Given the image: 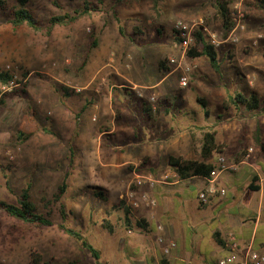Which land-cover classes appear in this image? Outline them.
Segmentation results:
<instances>
[{"label": "rangeland", "instance_id": "obj_1", "mask_svg": "<svg viewBox=\"0 0 264 264\" xmlns=\"http://www.w3.org/2000/svg\"><path fill=\"white\" fill-rule=\"evenodd\" d=\"M4 1L11 7L16 3ZM226 1L229 12L239 2ZM244 1L242 25L233 32L237 41L228 40L215 48L220 73L205 57L187 56L194 42L183 52L175 35L177 22H201L217 40L227 39L230 34L222 37L214 19V0H160L156 7L151 0H27L42 28L50 17L71 13L84 2L96 9L71 26L55 27L50 35L25 26L14 28L0 12V70L4 72L8 65L21 81L19 93L14 90L0 96V100L4 98L0 109L7 98L23 95L25 89L39 101L37 105L22 100L18 106L30 112L15 122L13 113L8 123L10 138L0 137V201L15 204L22 189L28 187L38 212L52 222L51 227L38 228L0 212V264H94L87 250L59 230L60 224L80 232L98 250L103 264H171L165 256L176 247L168 253L163 248L171 241L175 244L170 231L179 226L160 218L153 192L162 183L152 189L136 186L134 175L158 179L172 169L166 153L169 150L175 156V146L167 140L165 145L170 148L157 152L156 143L145 138L155 140L163 131L168 136L170 129L184 131L201 124H212L222 133L223 126L245 127L264 117L246 115L225 104L227 94L235 92L254 91L264 99V13L245 8ZM204 39L208 43L206 35ZM94 40L96 46L92 47ZM169 59L180 60L189 69L186 86H180L183 72L169 65ZM159 62H164V68ZM99 69L96 79L108 74L110 85L114 82L110 77L117 78L123 93L113 90L112 106L99 101V112H92L89 107L96 100L88 92L96 79L91 85L86 83ZM163 77L160 90L145 88ZM67 92L85 99L86 108L80 112L76 108L69 117L57 119L54 101L59 96V103L64 104ZM197 98L206 102L205 109ZM9 102L14 112L18 106ZM143 106L153 113L145 114ZM21 122L38 134L19 142L15 129ZM135 141H141L136 149ZM154 151L156 159L151 154ZM189 156L190 160L198 157L197 148L190 149ZM64 180L66 191L60 202H54ZM143 194L154 200L153 207L142 202ZM133 201L137 207L132 206ZM60 205L64 206L63 217ZM179 215L192 223L194 214L188 209ZM159 235L163 244L156 240Z\"/></svg>", "mask_w": 264, "mask_h": 264}, {"label": "crops", "instance_id": "obj_2", "mask_svg": "<svg viewBox=\"0 0 264 264\" xmlns=\"http://www.w3.org/2000/svg\"><path fill=\"white\" fill-rule=\"evenodd\" d=\"M100 71L101 69L89 76L87 86L95 81L96 75ZM107 75L101 76L100 81L96 79V83L88 92L96 100L89 107L92 112H99L97 107L99 101H103V104L109 108L112 106L113 90H116L117 94L123 93L120 91L122 85L117 83L118 79L110 77L114 82L109 85ZM116 75L118 74L116 73ZM164 81L165 77L144 86L148 89L158 88L160 90L159 85ZM87 86L84 88L86 89ZM40 92H45V90L42 89ZM65 95V97L63 96L64 104L59 103V96H56L54 101L52 109L54 117L57 119L59 116L62 118L69 117L76 111V108L79 109L78 112L86 108V100L79 99L77 94L67 92ZM27 99L37 105L39 103L38 100H34L33 94L28 89H25L23 95L13 96L5 100V106L0 109V137L3 139H8L11 136V128H9L8 123L11 121L13 113L15 122L18 121L19 116L24 117L26 112H30L29 108L18 106L22 100L27 101ZM10 100L15 101L18 106L14 112L10 107ZM232 108L234 107L232 106L230 109ZM234 110L243 111L246 115H256L245 111L242 107L234 108ZM211 125H193L184 131L170 129L171 133L169 132L168 136L167 131H163L160 135L155 136V140H152V137L145 138L149 139V142L156 143L154 149L157 152L166 146L167 148H170V145L175 146L172 147L176 152L175 156L170 155L169 152L172 151L167 150V153L165 152L167 162L169 157H181L187 160L190 158V149L197 148L198 157H194L196 160L199 158L202 133L208 129H213L216 131V142L221 148L220 152L214 154L207 162L215 164L217 156L223 155L228 163L237 164L235 170L223 171L218 174L214 183L217 192L209 196L206 205L200 204L197 199L198 193L209 186L205 178L171 179L166 184L162 183L156 186L153 193L158 203L160 218L169 222L170 226L174 224L179 226V230L175 228L170 231V235L175 239L176 251L173 250L169 256L165 257L171 264H217L219 260L226 258L229 254L226 246V235L229 232L234 233L237 237L240 247L251 244L256 250H264V152L261 151L255 141L257 138L261 143H264V117L259 119L256 124L249 123L245 127L223 126L222 133L219 132V128ZM20 128L24 132L32 133V136L38 134L34 132L35 129L33 128L23 127L22 122L17 126L15 132L17 133ZM72 129L70 131L73 132ZM167 140L171 143L170 145H165ZM139 142L141 141L133 142L134 149L138 148ZM147 154H150V150ZM151 154L154 155L155 159L158 158L155 151ZM245 155L249 156L248 162L243 161ZM136 158L138 156H133L132 159ZM151 162L154 161L151 160ZM169 167L171 166L169 165ZM168 173H173V170H168ZM219 190H223L224 195H220ZM186 209L194 214L191 224L184 215H179ZM191 247L194 250V255L198 258L192 256Z\"/></svg>", "mask_w": 264, "mask_h": 264}, {"label": "trees", "instance_id": "obj_3", "mask_svg": "<svg viewBox=\"0 0 264 264\" xmlns=\"http://www.w3.org/2000/svg\"><path fill=\"white\" fill-rule=\"evenodd\" d=\"M160 0H151L153 7H156ZM245 8L249 10L261 11L264 13V0H245ZM229 3L226 0H214V19L218 23L222 37H226L227 34L233 29V22L230 19ZM89 2H84V5L78 9L73 10L71 13H63L61 15L52 16L47 20L46 25L42 28L39 21L32 14L27 7V0H16L14 6H8L4 0H0V12H3L9 18V23L12 27L18 28L25 26L35 32H44L45 35H50L55 27H67L75 24L80 19L86 17L89 12L95 11ZM120 35H123V28L118 25L117 27ZM195 46L189 48L186 55L191 58L205 57L210 64V67L216 72L220 73V64L218 61V54L215 48L207 43L204 36L201 33H196ZM96 46V41L92 42V47ZM264 56V53H263ZM159 67L164 68V62H159ZM10 76L0 70V84L6 83ZM20 90V89H19ZM22 92V91H21ZM15 93H19L15 90ZM226 105H232L234 108L242 107L249 113H255L256 115L264 116V99L254 91H249L247 94H241L235 92L234 94H227ZM4 98L0 100L2 105ZM197 102L205 109L206 102L197 98ZM60 103L61 100H60ZM229 107V106H228ZM145 114L151 115L153 113L150 108L143 106L142 108ZM158 113V110L155 112ZM205 116L209 115L208 111H204ZM43 132L50 134L49 129L43 128ZM32 133L24 132L23 129H19L16 133V138L19 142L26 141ZM256 144L264 152V143H261L259 139L255 138ZM221 146L216 142V131L208 129L202 133L201 143L199 147V158L196 160L181 159L169 157L168 163L171 166L174 173H176L179 180H186L191 177L206 178L210 172L214 169V164L207 161L216 153L220 152ZM66 191L65 180L62 181L57 189V192L53 196L54 202H60L62 196ZM96 196L102 198L103 195L99 192L95 193ZM61 216L64 214V206L60 205ZM0 212H3L8 217H11L19 222L33 225L38 228H47L52 226V222L48 215H44L38 212L36 205L30 197L29 188L26 187L20 192L17 203H7L0 201ZM139 227H144L143 223H138ZM109 228V226H107ZM59 230L67 235L69 238L77 242L81 248L87 250L94 259V264H103L99 261V252L92 247L86 238L78 231L67 227L64 224L59 225Z\"/></svg>", "mask_w": 264, "mask_h": 264}, {"label": "built area", "instance_id": "obj_4", "mask_svg": "<svg viewBox=\"0 0 264 264\" xmlns=\"http://www.w3.org/2000/svg\"><path fill=\"white\" fill-rule=\"evenodd\" d=\"M241 2L242 0H239V2L234 5L232 10L230 11V19L233 22V29L229 33V37L222 41L217 40L215 34L210 32L208 30V27L206 25H203L201 22L192 24L177 22L175 25V35L182 51L185 52L190 47L192 42H194L197 32L201 33L203 36L206 35L208 43L214 48H217L220 44L225 43L228 40H230L232 43H235L237 41V38L234 36L233 32H235L237 28L241 27L242 20L244 19V16L241 12ZM181 62L182 61L175 59L168 60L169 65H173V67L183 72V77L181 78L179 84L180 86L184 87L187 85L186 75L189 73V69L183 68ZM4 72H6L10 76V78L6 83L0 84V96L21 88V81L19 80L18 76H16V74L10 70V67L8 65L5 66ZM149 101L153 102L154 98H151ZM243 161L248 162L249 156L245 155ZM214 166L215 167L210 172L209 176L205 178L209 186L200 191L197 196L199 203L202 205H206L208 203L209 196L217 192L214 183L218 174L223 171L235 170L237 164H230L227 162L226 158L223 155H218L215 160ZM169 178L179 180L176 173L174 172L170 174L160 175L158 179H154L146 175L136 174L134 175V184L136 186L145 185L148 189H152L157 183H168ZM218 192L220 193V195H224L223 190H219ZM131 196L132 194H130V197ZM141 200L148 207H153L155 204L154 200L149 199L145 194L142 195ZM132 206L137 207L138 204L133 201ZM157 229L160 231L162 228L161 226H157ZM156 240L160 244H163L164 242L161 235L157 236ZM174 246L175 244L173 241L169 242L164 246L163 252L168 253L169 250ZM226 246L229 254L226 258L219 260L217 264H264V250H256L251 244L240 247L237 237L232 232H229L226 235Z\"/></svg>", "mask_w": 264, "mask_h": 264}]
</instances>
